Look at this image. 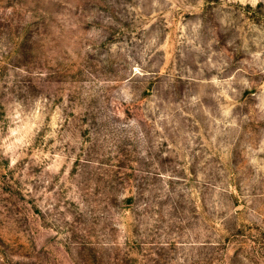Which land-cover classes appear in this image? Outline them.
<instances>
[{
  "label": "rangeland",
  "instance_id": "374dc122",
  "mask_svg": "<svg viewBox=\"0 0 264 264\" xmlns=\"http://www.w3.org/2000/svg\"><path fill=\"white\" fill-rule=\"evenodd\" d=\"M0 264H264V0H0Z\"/></svg>",
  "mask_w": 264,
  "mask_h": 264
}]
</instances>
